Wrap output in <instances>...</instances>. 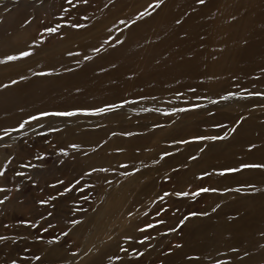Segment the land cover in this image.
Masks as SVG:
<instances>
[{"label": "rangeland", "instance_id": "374dc122", "mask_svg": "<svg viewBox=\"0 0 264 264\" xmlns=\"http://www.w3.org/2000/svg\"><path fill=\"white\" fill-rule=\"evenodd\" d=\"M158 2L0 0V264H264V230L219 237L264 168L188 172L264 131V0Z\"/></svg>", "mask_w": 264, "mask_h": 264}, {"label": "bare ground", "instance_id": "6f19581e", "mask_svg": "<svg viewBox=\"0 0 264 264\" xmlns=\"http://www.w3.org/2000/svg\"><path fill=\"white\" fill-rule=\"evenodd\" d=\"M252 118V117H251ZM255 119V118H254ZM253 119V120H254ZM247 120V119H246ZM244 125V124H243ZM245 127V126H244ZM239 128V127H238ZM237 128V129H238ZM249 129H251V131H247L249 134H250V138H248L247 139V141H246V139H244V138H242L241 136H236L235 138H234V140H230L229 139V141L228 140H226V141H223V142H221L220 144H217V145H210L208 148H206V150H205V152H204V156H208V157H206L204 160H201V161H197L196 163H194L193 164V166H192V168L188 171L189 173H193V172H197V171H204V170H206V168L208 167V164L210 163L209 161L211 160V161H213L214 160V162H215V160L217 159V162H219L218 160H219V158H223L224 156V154L223 153H225V154H228V153H231V154H234V153H242V155L241 156H243V154L245 155V157L246 158H244V161L248 164V163H263L264 164V143H261L260 145H257V146H252L251 148L249 147H247V146H249L251 143H253V144H256V143H258V142H260V140H262L263 138H264V131L262 130V128H260V127H257V126H255V127H253V128H249ZM238 131H245L243 128H240ZM246 132V131H245ZM246 135V134H245ZM250 143H249V142ZM238 145H243V147L245 148V149H242V148H238L237 146ZM199 148V147H198ZM246 148H248L249 150H247ZM197 148H196V146L195 147H193V148H191V147H189L187 150H185L184 152H183V154L182 155H180V156H177V158H176V161L177 162H179V161H182L184 158H185V155L187 154V156L191 153V152H193V151H195ZM214 152L215 154H211V155H213V156H211L209 153L210 152ZM215 156H217V157H215ZM236 156V155H235ZM238 156V155H237ZM231 157V156H230ZM232 157H234V156H232ZM231 157V158H232ZM210 159V160H209ZM222 164H218V166H221ZM231 165H233V164H231ZM259 165V164H258ZM213 168V167H212ZM224 168V167H223ZM228 168V167H227ZM218 169V168H217ZM255 170V169H254ZM254 170H251V169H244L243 171H244V173H252ZM191 171V172H190ZM255 171H257V170H255ZM261 177V176H260ZM263 180L261 181V182H258L257 180H256V183L258 182V183H262V184H264V177L262 178ZM235 182H238L237 184H239L240 182L238 181V180H235ZM250 183H253V182H250ZM243 201V200H242ZM239 202V201H238ZM261 209L260 211L259 210H252L251 212H248L247 214H245L244 216L246 217V218H248L249 216L250 217H253L254 215H257V214H264V206L262 207H256V209ZM235 213V212H234ZM243 216V215H242ZM246 218H243V219H241L240 218V220H237V222L236 221H232V223H229L228 222V224H231V226H228V227H226L225 228V230L224 231H221V235H219V237H220V241H223V242H226V241H228L227 239L229 238V240H234V242L236 243L237 241H239V243L241 242L239 239L240 238H245V237H255L256 236V232H258V231H262V230H264V225L262 224V223H264V221L261 219H259L258 221L257 220H248V219H246ZM254 219H257V218H254ZM225 223H226V221H225ZM235 224V225H234ZM203 228L204 229H202V230H198V232H203V231H206L207 229H209V228H211L209 225H207V226H203ZM206 233H202L200 236H196V237H192L193 238V240L194 239H202V238H207V235H205ZM192 238H190V239H192ZM215 239H217L216 237H214ZM219 239V238H218ZM254 240H255V238H253ZM210 240V239H209ZM213 240V239H212ZM245 240V239H244ZM254 240H252V241H254ZM229 242L230 241H228V244H229ZM233 242V241H232ZM231 242V243H232ZM199 243V242H198ZM244 243V242H243ZM252 243V242H251ZM191 244H192V242H191ZM196 244V243H195ZM195 244H193V245H195ZM200 244H201V242H200ZM221 244H224V243H222L221 242ZM257 244V243H256ZM192 245V247H194ZM226 245H227V243H226ZM225 245V246H226ZM234 245V244H233ZM240 245V244H239ZM248 245V244H247ZM196 247H199V245L198 244H196L195 245ZM221 246V245H220ZM219 245H218V248L220 247ZM224 245H222V247H223ZM228 246H230V244L228 245ZM242 246V245H241ZM191 247V248H192ZM196 247H194V248H196ZM203 247V246H202ZM211 247V246H210ZM209 247V248H210ZM222 247H220L219 249H221ZM231 247H232V245H231ZM233 247H236V246H233ZM243 247V246H242ZM216 248V247H215ZM193 249V248H192ZM197 249V248H196ZM223 249V248H222ZM226 249V248H225ZM240 249V248H239ZM249 249V248H248ZM195 250V249H194ZM263 250H264V247H263ZM196 251H199V250H196ZM195 251V252H196ZM201 251V250H200ZM182 252V251H181ZM193 252V251H192ZM194 253V252H193ZM199 253V252H198ZM201 253V252H200ZM203 253H204V251H203ZM106 254V253H105ZM178 254H179V252H178ZM181 254V253H180ZM179 254V256L181 257L182 256V254L180 255ZM99 255H102V251L99 253ZM104 256H106V255H104ZM176 256V255H175ZM101 258H104V257H102V256H100ZM110 257V256H109ZM170 257H172V256H170ZM173 257H174V255H173ZM97 258H99V257H97ZM96 258V259H97ZM91 259V258H90ZM168 259V258H167ZM178 259H179V257H178ZM92 260V259H91ZM90 260V261H91ZM99 260V259H98ZM180 260V259H179ZM191 260V259H190ZM95 261V260H94ZM105 261H106V259H105ZM188 262H189V260H188ZM192 263L193 262H195V261H191ZM190 262V263H191ZM96 263V262H95ZM103 263V262H102ZM88 264V263H87ZM89 264H90V262H89ZM94 264V263H93ZM172 264V263H171ZM176 264V263H175Z\"/></svg>", "mask_w": 264, "mask_h": 264}, {"label": "snow or ice", "instance_id": "6c2138e0", "mask_svg": "<svg viewBox=\"0 0 264 264\" xmlns=\"http://www.w3.org/2000/svg\"><path fill=\"white\" fill-rule=\"evenodd\" d=\"M71 2V0H70ZM81 2L83 3H87V0H81ZM163 0H159V2L156 4V7H159L160 6V3H162ZM197 2L199 4H204L205 3V0H197ZM143 15H148L147 11H145L143 13ZM46 31H48L49 33H52V32H55L57 31L56 28H47L45 29ZM94 51H98V49H94ZM31 55L30 52L28 51H21L19 53L18 56H7L6 57V60L8 61H11V60H17V59H20V58H23V57H27ZM86 59H90V57H85ZM4 61H0V63H2ZM21 79H25V77H21ZM13 83H15V81H13ZM114 107H118V105H109L108 108H114ZM105 109H96L95 111L97 112H101V111H104ZM76 113L75 112H57V113H41V115H66V116H72V115H75ZM30 119H36V117H30ZM23 123L20 125V127H23ZM197 139H209L207 137H197ZM211 139H215V138H211ZM241 167H247V168H264V164H259V165H256V164H244V165H241ZM240 169L239 168H229V169H226L225 171H228V172H234V171H239ZM200 191H215V189H200ZM181 195H187V193H181ZM181 223H183V221H181ZM149 227H151V225H149ZM145 239H147V237H145ZM176 247H180V245H177Z\"/></svg>", "mask_w": 264, "mask_h": 264}]
</instances>
